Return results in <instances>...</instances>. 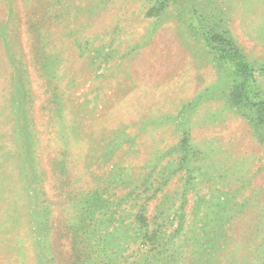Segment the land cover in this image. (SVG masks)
I'll use <instances>...</instances> for the list:
<instances>
[{"label": "rangeland", "instance_id": "rangeland-1", "mask_svg": "<svg viewBox=\"0 0 264 264\" xmlns=\"http://www.w3.org/2000/svg\"><path fill=\"white\" fill-rule=\"evenodd\" d=\"M261 97L264 0H0V264H264Z\"/></svg>", "mask_w": 264, "mask_h": 264}, {"label": "trees", "instance_id": "trees-1", "mask_svg": "<svg viewBox=\"0 0 264 264\" xmlns=\"http://www.w3.org/2000/svg\"><path fill=\"white\" fill-rule=\"evenodd\" d=\"M206 33L211 34L212 32L211 31H207ZM201 36H203V35L201 34ZM212 37L215 38L216 36L213 35ZM210 40H212V39H210ZM238 59H241V57H239ZM237 68H238L239 72H242V69L244 68V66L241 65V62H239L238 65H237ZM247 83H248V79H246V77H245L243 79L242 84H241V89L242 90H246L248 88V86L246 87ZM246 92H248V91H246ZM245 97L248 98L247 95H245ZM249 108L251 109L250 113H252L251 119H250L251 122H253V120H254V122H253L254 126H258L259 127L258 131H261V129H260L261 125L260 124H262L264 122V100H263V98L262 97H261V99L259 98V100L256 101L255 103H253L252 106L249 107ZM254 113H256L258 115L259 119L257 117H255V116H253ZM259 135L261 137L263 136L260 132H259Z\"/></svg>", "mask_w": 264, "mask_h": 264}]
</instances>
